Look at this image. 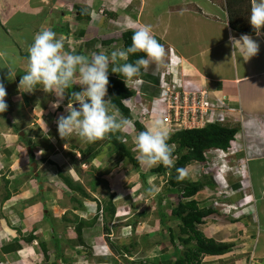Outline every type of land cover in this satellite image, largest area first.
Here are the masks:
<instances>
[{
	"label": "crops",
	"instance_id": "0c3cea01",
	"mask_svg": "<svg viewBox=\"0 0 264 264\" xmlns=\"http://www.w3.org/2000/svg\"><path fill=\"white\" fill-rule=\"evenodd\" d=\"M65 2V0H0V53L3 54L0 56V81L6 88L5 100L8 104V109L0 113V170L3 164L7 168L8 165L15 166L14 169L17 170L15 173L14 169H10V173H7L14 176L12 179L9 178L11 179L9 187L12 186L10 184L20 183L17 185L18 189L21 187L23 191L26 189L28 195H33V192L37 194L38 206L42 207L41 202L45 201L46 209L43 208V217L48 216L47 223L48 221L61 222L64 218L60 216L66 217L68 214L65 218L67 226H64L65 230L61 238L72 239L74 249L64 251L67 255H72L76 261L84 255L78 248L86 243L81 236L83 229L91 227L97 222L98 216L102 217L104 214L103 211L100 212L101 208H104V204L97 195V191L103 188L99 187L96 184L98 182L93 179L96 173L113 171V174L110 173L107 178H104L105 180L99 183L104 185L107 182L118 193V197H115L116 202H111L115 209L110 208L112 209L110 212L108 206H105L104 209L108 210L105 217H107V213L109 216L114 214V218L119 217L117 214L119 211L131 210V206L137 207L139 202L135 201L136 199L134 200L131 195L134 192H137V195L140 194L142 189L139 186L138 173L130 172L128 160H125L126 156L123 152L109 149L111 143L107 138L94 144H87L76 136L62 139L57 133L56 121L64 113L68 114L67 105H65L66 99H71V91H81L78 85L68 89L69 92H66L60 108L55 110L51 107L57 99L54 94L45 93L40 88L33 93H21L18 89L19 81L27 66L28 48L32 44L34 36L41 30L51 29L57 34V38L62 37L66 51L91 56L95 41L86 38L87 32L83 30L81 24L83 19L73 18L69 9L59 13V10H55L56 5H62ZM77 3L78 6L81 5L80 2ZM249 4L251 7L252 0H249ZM173 6L175 9L173 11V41L170 40L172 41L170 43L173 45V54L180 58L179 64H181V67H177L173 78L177 83L186 82L206 91L211 98H217L223 102L229 112H239L243 117L249 116L246 118L249 121V127L246 128L243 138L246 139V134L250 133L251 139L248 141L249 145L246 144L247 142H243L244 146L237 151L235 159L242 161L247 158L246 172L249 171V175L259 176L257 180L261 186H264V142L258 140L261 134L264 135V30L259 36L255 32L248 34L259 43L260 50L256 56L245 62L238 53L232 56L233 46L229 42L230 36L239 39L245 33L231 28L228 14L222 5H218L214 0H176L173 2ZM68 7L70 8V4ZM58 17L60 18L58 19ZM65 17L67 19H64ZM46 21L49 23L48 27L41 28V23H46ZM76 21H78L77 28L70 30L66 26L68 22L76 24ZM167 33L168 30L164 29L161 32L159 30L156 32L155 28L153 35L164 46L163 39L168 38ZM116 64L118 63L110 65L109 73L112 72L111 70ZM7 67L12 68L16 75L14 79L8 78L9 69ZM159 76L156 64H150L147 71L142 70L140 77L143 79L142 91L144 95L150 98L159 95ZM37 108L41 111L40 121L37 122V133H33L34 138L31 141L28 132L32 127V122L29 123V121L34 119ZM18 127H21L22 130L18 131ZM114 135L120 139L116 133ZM237 140L239 139L236 138L235 141ZM35 141H38L39 145H36ZM239 142L241 143V141ZM28 143L32 145V149ZM258 143L263 144L261 150H256ZM246 145L252 146L248 152ZM256 151L258 153H255ZM78 160L79 162L81 160L84 165L77 163ZM236 164H238L237 160ZM34 166L38 173L30 175ZM87 169L90 170L88 173V175L91 173L90 178H87ZM140 169L142 168L140 167ZM25 173L27 176L30 175L29 183L26 179L24 183H21L22 180L19 177ZM131 178L134 182L133 185L127 184ZM139 179L141 180V178ZM200 180L203 185L207 182L203 176ZM231 187L235 193L223 200L226 203H234L241 197L239 184L236 180L231 184ZM261 191H264V187L261 188ZM250 199L252 197L247 196L241 202L249 204ZM213 200H210L207 207H204L211 210L208 213L210 219H206V216V223H203L208 225L204 230L206 233L203 232L204 235L213 238L217 243H233V247L239 245L237 244L238 238H244L245 242L241 243L244 249L240 248V252L257 258L255 248L258 240L263 237L264 226L258 227L254 221H250L242 223L244 230L238 232L241 229L235 228L233 222H227V217L218 213L217 206L213 205ZM55 203L60 205L62 203V207L55 206ZM65 204L70 205L68 210L65 209ZM72 204H75L74 207ZM119 204L121 205L119 206ZM29 205L32 206V203ZM32 208L34 209V206ZM58 208H60L61 214H58ZM138 211L139 209L131 211L130 218H133ZM104 216L103 218H105ZM82 218L84 220H81ZM54 219L55 222H53ZM70 231L72 234L68 236ZM100 231L108 232L105 227H100ZM106 246L110 249L107 241L99 246L97 252L101 249L103 251L99 254L95 252L90 260L91 263L122 264L119 254L112 249L106 252ZM167 249L170 250L168 247ZM263 250L264 247L260 248L261 253L264 252ZM235 251L231 250L227 253ZM123 252L125 253V251ZM225 254L205 255L203 261L205 264H210L208 262L213 261L215 256L221 258Z\"/></svg>",
	"mask_w": 264,
	"mask_h": 264
},
{
	"label": "rangeland",
	"instance_id": "374dc122",
	"mask_svg": "<svg viewBox=\"0 0 264 264\" xmlns=\"http://www.w3.org/2000/svg\"><path fill=\"white\" fill-rule=\"evenodd\" d=\"M66 2L62 5H56L57 7L55 10L60 11L63 10H70L72 13V17L76 19H83L81 22L82 28L84 31L87 32L86 38L95 41V46L92 51V53H99L104 52L105 54H110L112 51L121 49L123 45V38L122 34L127 30H137L139 28H142L146 25L151 26L152 34L159 30L160 32L164 30H168V38L163 39L164 47L166 49V57H165V63L161 66H157L158 73L161 72H173V62L172 65L168 67L170 56H173V53H170V49H173V45L170 43L173 41V11L175 10L173 7V2L176 0H65ZM217 2L218 5H222L225 9L226 14H229V3H231V0H214ZM80 2V6H78V3ZM70 4V8L68 5ZM240 7L243 10H246L248 12V4L247 0L240 1ZM234 9H237L234 8ZM79 12H82L83 15ZM82 15V16H81ZM81 16V18H79ZM93 16V17H92ZM246 16L248 14L246 13ZM67 17V16H66ZM64 19H67V18ZM60 17H58L59 19ZM45 22V20H43ZM67 23L66 26L68 28L74 29L77 28V23ZM229 22V21H228ZM49 24L47 21L46 23H41V28L48 27ZM161 26V27H159ZM81 28V27H79ZM158 29V30H157ZM82 30V29H78ZM172 40V41H170ZM97 41V42H96ZM124 60L118 59L116 61L115 67H119L122 65ZM113 67V68H115ZM170 74V73H169ZM173 76L166 75V80L169 84H173ZM139 86V87H138ZM127 87L130 89L138 88L139 93L141 94V100L144 102L145 106L147 107V110L150 111V105L149 102L152 101V98L144 95L142 91V86H140V82L136 80H131L128 82ZM141 87V88H140ZM176 89H178V84H175ZM160 88V87H159ZM194 90L198 89L197 87L193 86ZM136 91V90H135ZM187 91V90H186ZM194 93V92H193ZM196 95H198L196 93ZM111 98V95H108L105 97V99ZM65 105H68L69 100L66 99ZM212 100V99H210ZM214 101V100H212ZM124 102V103H123ZM122 103L124 106L129 110L128 115L122 114L119 111V115L121 118H127L131 121V124L126 130V133L121 132H115L119 137L122 135H126L127 142L124 143L126 149L130 152L131 157L136 158L137 153L135 151V144L134 139L136 135L140 132L145 130L146 125H151L156 120H162L164 121L166 127H168L172 134L176 131L182 130L185 127L187 128L189 124V120H182L179 119V121L173 120V115L171 116L172 120L169 122H166L164 119L166 116L163 114H160V112L154 111L153 115L150 113L141 114L139 108H133L129 107L130 101L127 99H122ZM219 109L223 110L224 112V120L220 121L223 124H228L232 126H238V132L236 135V138L239 139L237 141L233 140L231 141V144H233L234 147L229 146L226 149V152L232 151H238L239 149H242L244 144L243 142H247L246 144L249 145L248 141L250 138V133L246 134V139L243 138V135L245 133L246 128L249 127V121L246 119L247 117H243L239 112H229L228 108L225 106L220 107ZM37 108L35 110V116L34 119H31L29 121L32 122V127L29 129V139L31 141L33 140V133H37V122L40 121V114L41 111ZM65 115V113H64ZM136 122L139 124H142L144 127L143 129L139 130L138 126L136 125ZM28 123V124H29ZM205 126V125H203ZM202 127V126H201ZM18 131L22 130L21 127H18ZM58 133V129H57ZM114 134V133H113ZM38 136V135H37ZM36 136V137H37ZM264 136V135H263ZM259 137V141L264 142V137ZM35 137V138H36ZM59 137V136H58ZM38 138V137H37ZM235 138V139H236ZM241 141V143L239 142ZM31 143V142H30ZM36 145H39L38 141H35ZM71 143V142H68ZM29 144V143H28ZM173 144V143H170ZM251 144V143H250ZM253 144V143H252ZM262 144V143H261ZM258 143L256 145V150H261V145ZM30 145V144H29ZM27 145V146H29ZM174 145V144H173ZM247 152L248 149H251L252 146H247ZM67 146V144H66ZM30 149H32V145H30ZM109 149L115 150L114 144L109 145ZM215 150V151H214ZM221 148H213V150L208 149L204 151V156L206 158L205 162H196L192 161L186 166L182 167L185 168L188 172V176L181 182L186 183L187 181H196L200 180V178L205 174L211 175L212 178V186H209V184H204L200 191L196 193V195L193 197L197 202V206L200 208L207 207L208 202L215 199H220L222 196H225L223 193H220L221 190H226L224 186L231 185L234 180H238L242 184V189L246 193L247 196H251L252 199H250V202L246 203V207H240L237 209V212L235 214L226 215L227 222L231 221L235 224V228L241 229L243 232V226L242 223H249L250 221H254V224H257L258 227L264 226V191H261V188L264 187L263 185L259 184L260 182L257 180L259 176L255 175H249L250 172L247 171L243 167H239L240 163L236 164V160L231 163L230 165V171L225 172L226 167H222V173L228 174L225 176L227 178L226 181L222 182V185H220V179L216 176L214 173L216 171V168L219 167V163H221V158L224 156V154H217L216 151H221ZM255 153H258L256 151ZM221 156V157H219ZM231 156V155H230ZM229 157V156H228ZM173 158V157H172ZM225 159V158H224ZM234 158H230V160H233ZM83 160V159H82ZM125 160H128L127 164L128 168L130 169V172L138 173V182L139 186L142 189L140 194L137 195V192L132 193L131 197L134 198L135 201H138L139 204L136 206H131V210L127 211H119L117 214L119 217L114 218V214L107 213V217H105V213L108 212L107 209H104L105 206H108V208L115 207L111 204V202L115 203V197H118L117 190L114 191L112 185H108L107 182L99 183L100 181L105 180L104 178H107L109 174H113V171H108V173H100L97 172L95 177L93 178L95 182L99 187L103 188L102 190H98V197L100 198V201L104 204V208L100 210V212H104L103 216L105 218L98 216L97 222L91 225V227L83 229V235L82 240H84L86 243L82 244V246L78 247L80 249V252H83L84 255L80 257V261L74 260L72 258V255L68 257L69 255L66 254V251L69 249H74L73 245L66 241V239H61L59 235L63 233L65 230L64 226H67V222H65V218L60 216L61 218H64V220L58 221L57 223H52L50 221H47L48 216L43 217V208L46 209L45 201H42V207L38 206L39 200H37L35 194L33 192V195L26 192L27 190L23 191L22 187L18 189L17 185L20 183H14L10 184L12 186L9 187V183H11V179L14 177L12 174H7L10 169H14L15 166L8 165L9 167L2 165L1 172H0V264H95L94 262L91 263L90 260L93 257V254L97 252V250L100 248L99 246L105 241L107 243L111 244L113 243L118 248L122 249L123 246H129V253H126V255L123 253L119 254V258H121L122 264H130L129 260H135V262L138 263V261L145 259L148 263H153L156 261H165L167 258L170 257V250L172 249L171 244L167 241L166 236V229L165 226H173L175 227L178 223L177 220H170L169 218L165 220V225L162 226L159 221V207L157 205L156 201V195L161 194L165 188L169 186L168 180L171 178V170H167L165 173H158V172H151L149 170H144L143 168L140 169V171L136 170L132 163L129 161V158L126 156ZM173 160H175L173 158ZM227 162H229V159H227ZM77 163H82L81 160ZM84 165V163H82ZM215 166V167H214ZM82 167V166H80ZM36 166L31 170L32 174H37L36 172ZM17 170L14 169V173ZM89 169H87L86 174L88 175ZM146 174L145 181L140 180L141 178L139 175L141 173ZM238 172H243V174H239ZM10 173V172H9ZM233 173L239 174V179L232 177ZM25 173L22 174L21 177H19L22 181L21 183H24V180L28 182V177L30 176ZM91 175V173H90ZM90 175L87 176V178H90ZM246 176V177H242ZM11 178V179H9ZM36 178V177H34ZM29 183V182H28ZM35 183V182H34ZM129 185H133V179H130V182L127 183ZM30 185V184H29ZM211 185V184H210ZM142 186V187H141ZM16 187V188H15ZM155 189L154 194H149L147 191L149 188ZM26 188L28 186L26 185ZM207 188V190H206ZM35 189V188H34ZM234 190L226 193H233ZM126 193V192H125ZM120 194V193H119ZM130 194V193H127ZM163 194V193H162ZM129 196V195H127ZM130 197V196H129ZM137 197V198H136ZM120 199V196H119ZM183 200H188V198H184ZM110 205H109V202ZM7 202V203H6ZM66 202V201H65ZM101 202H99L101 204ZM29 203H32V206L29 205ZM107 203V204H106ZM167 203H173L176 205L177 200L176 196L174 195H165L163 197V200L160 204V209L164 207L163 210L166 209L167 214H169V206ZM242 203V202H241ZM106 204V205H105ZM29 205V207H27ZM55 206L62 207V203L54 204ZM75 204H72L74 207ZM121 204H119L120 206ZM165 205V206H164ZM34 206V209L32 208ZM68 206L65 204V209L68 208ZM203 206V207H202ZM100 207V206H99ZM221 206H218V210H220ZM248 207V209H247ZM42 208V209H41ZM120 208V207H119ZM139 209L138 213L134 215L133 218H130L131 211H136ZM59 212L58 214H61L60 208H58ZM68 210V209H67ZM112 209H110V212ZM122 210V209H121ZM242 210H248L252 212L248 216L241 215L243 212ZM65 211V210H64ZM115 212V211H114ZM219 214H222L218 211ZM95 216V215H94ZM97 216V215H96ZM95 216V217H96ZM222 217V216H221ZM68 219V218H67ZM206 219H210L209 215H207ZM81 220H84L83 218ZM131 220H136L135 225H132ZM56 220L54 219L53 222ZM131 221V222H130ZM236 221V222H235ZM262 221V222H261ZM226 222V223H227ZM239 222V223H238ZM203 223H206L204 221ZM225 223V222H223ZM107 227L108 232L103 231V234L100 231V227ZM208 225H199L198 228L203 232L206 233L205 228ZM88 227V226H86ZM85 228V227H84ZM208 228V227H207ZM244 230V229H243ZM247 231V230H246ZM237 232V230H236ZM28 233L34 234L36 236L35 239L28 242L25 240H22V237L25 236ZM108 233V234H106ZM65 234V232H64ZM72 234V231H70V236ZM263 234V235H262ZM261 237L257 242V247L255 248V253L257 255V258L255 256L253 257L250 254H246L244 252H240L243 248V245L241 246V243L245 242L244 238H238L237 244L235 247H233V243L230 245V250H236L232 253H226L223 257L219 258L215 256V259H212L213 261H209L210 264H264V252H260V248L264 247V233H262ZM242 236V235H241ZM55 238V239H54ZM72 238H74L72 236ZM20 240V245L18 242ZM17 241V242H16ZM83 241V242H84ZM45 243L46 251L43 252L42 248H40V244ZM63 243L68 244V246H65ZM18 245V247H14L15 249H12L13 245ZM63 244V245H62ZM6 246V247H3ZM170 248L169 249H167ZM104 248V247H103ZM22 249V250H20ZM66 250V251H64ZM103 251L97 252L96 254H99ZM106 252H109L110 249H106ZM164 251H167L164 253ZM264 251V250H263ZM249 253V251H246ZM81 253V254H83ZM163 253V254H162ZM80 254V255H81ZM68 257V259H67ZM208 257V256H207ZM58 258H60L58 262ZM253 259V260H252ZM82 260V261H81Z\"/></svg>",
	"mask_w": 264,
	"mask_h": 264
},
{
	"label": "clouds",
	"instance_id": "9594fccd",
	"mask_svg": "<svg viewBox=\"0 0 264 264\" xmlns=\"http://www.w3.org/2000/svg\"><path fill=\"white\" fill-rule=\"evenodd\" d=\"M248 19L256 35L259 36L264 30V0H252ZM229 42L233 46L232 56L238 53L239 57H242L245 62L256 56L260 50L259 43L248 34L242 35L239 39L230 36ZM138 52L145 53L146 58L142 57L136 60L135 63H124L111 70L123 77L126 86L133 78L137 76L133 80L141 78L142 70L147 71L150 64L161 66L165 63L166 49L152 34L151 26L146 25L135 30L132 36V44L126 49L114 50L110 55L104 52L92 53L91 56L66 51L64 39L62 37L57 38V34L51 29H44L34 36L33 42L28 48L27 66L19 81L18 89L21 93H33L40 88L45 93L54 94L57 99L52 103L51 107L55 110L60 108L66 92H69L68 89L78 85L81 91L70 92L71 99L66 108L68 114L59 116L56 121L58 133L62 139L76 136L84 143L94 144L99 140L105 139L111 133H126L127 128L131 124L129 119L120 117L116 105L111 103V98L106 100L105 97L108 95L110 65L115 64L118 59L127 61L129 55ZM2 55L0 53V56ZM179 59L177 62L173 60L174 72H169L171 75L177 72V67H181ZM170 62L169 60L168 67ZM7 68L9 69L8 78L10 80L14 79L16 75L12 68ZM133 91V95L125 99L128 100V98L134 96L135 89ZM6 95L4 83L0 81V113L8 109V104L5 100ZM171 135V130L166 127L162 120H156L151 125H146L145 130L140 131L136 135L134 139L135 151L141 168L147 171L158 164L165 166L174 164L172 154L175 151V145L168 142ZM120 140L122 143L127 142L126 135L120 136ZM233 140H235V137ZM229 146L234 147L231 143ZM221 151L226 152V149ZM226 153L222 156L221 163L218 164L219 167L216 168L215 172L220 173L222 167L227 168L225 172L230 171L229 163L237 160L235 159L237 151L231 154L230 152ZM217 154L220 155L221 153L217 152ZM230 158L234 159L230 161ZM227 159H229V162H227ZM238 163H241V160H238ZM246 166L245 164L243 168L245 169ZM177 171L176 179L178 181H183L188 176L185 168L177 169ZM238 173L243 174V172ZM239 174L233 173L232 177L239 179ZM217 177L220 179V185L227 180L225 176ZM236 181L239 184V192H241V197L238 200L234 203L223 201L235 192L225 193V196H222L219 200L216 199L220 202L214 206L222 207H220V210L217 208V211L222 213V215L235 214L237 209L242 207V199L247 198L246 193L242 189L241 180ZM224 187L232 189L231 185ZM147 191L149 194L155 193V189L151 187ZM227 204H232L235 207H231L228 212L224 211L223 207ZM242 212L241 215L246 216L252 213L248 210H242ZM206 216L203 218V222ZM106 247L108 250V246ZM229 251L231 250L229 249ZM126 253L128 252L124 254L126 255Z\"/></svg>",
	"mask_w": 264,
	"mask_h": 264
},
{
	"label": "trees",
	"instance_id": "16d2710c",
	"mask_svg": "<svg viewBox=\"0 0 264 264\" xmlns=\"http://www.w3.org/2000/svg\"><path fill=\"white\" fill-rule=\"evenodd\" d=\"M240 1L242 0H231V3H229V8L231 7L228 14L229 24L232 29L238 32L252 34L255 30L251 26L248 19L251 12L249 0H247L248 12L240 7ZM236 7L237 9H234ZM80 13L83 15L82 12ZM246 13L248 16H246ZM133 34L134 30H127L122 34L123 45L121 49H126L131 46ZM142 57L146 58V54L143 52L131 54L129 55L128 60L124 61L123 64L135 63L136 60ZM108 93L111 95V103L116 105V108L120 111V113L128 115L129 110L122 103V99L133 95L134 91L126 86V83L120 74L114 72L109 73ZM136 125L139 130L143 129L142 124L136 122ZM237 132L238 126L214 121L200 128L182 129L171 135L168 142L175 145V151L172 154V157L175 159L174 164L172 166L158 164L149 170L151 172L158 173H165L168 169L171 170V178L168 180L169 186L164 189L162 192L163 194L161 193L156 195V201L159 207L160 224L164 226L165 220L168 218L170 220L174 219L178 221L175 227L165 226V229L167 230L166 239L172 247L170 252L171 254L165 261L148 263L145 259H143L137 263L135 260H129L128 262L130 264H205L203 261V257L205 255H222L229 251L231 244L226 242L217 243L213 238H209L204 235L203 231L198 228V226L203 223V218L211 211L209 208L198 207V202L193 198L203 186V182H201V180H196L184 183L178 181L176 177L178 175L177 169L186 166L190 162H205V150L211 148L227 149ZM106 138L110 141V143L114 144L115 150L123 152V154L129 158L133 167L140 171L137 158L131 157L130 152L126 149L124 143H122L119 138H117L113 133L109 134ZM210 176L211 175L207 174L203 175V177L207 180L206 184L212 186V177ZM140 177L142 181H145L146 174L142 172ZM172 193L176 196L177 203L176 205L173 203L166 204V207L168 205V208L170 209V213L167 214L166 209L163 210L164 207L160 209V204L166 194L169 195ZM184 198H188V200H183ZM131 221L130 222L134 226L136 220ZM77 228L79 229L80 227L78 226ZM105 228L108 231L106 226ZM62 236L63 233L59 235V237ZM35 238L36 236H34V234L28 233L22 237V240L30 242ZM61 239L63 240L64 238ZM66 241L71 243L72 239H66ZM17 243L20 245V240H18ZM63 244L68 246V244ZM71 244L73 245V242ZM3 247L6 246L3 245ZM14 247L16 248L18 245H13L12 249H15ZM110 247L117 254L122 253V251L128 253L130 252L129 246H123L122 249H120L111 243ZM40 248H42L43 252L47 250L45 243H41ZM59 259L60 258L57 259L58 262L61 261Z\"/></svg>",
	"mask_w": 264,
	"mask_h": 264
},
{
	"label": "built area",
	"instance_id": "2783aa9c",
	"mask_svg": "<svg viewBox=\"0 0 264 264\" xmlns=\"http://www.w3.org/2000/svg\"><path fill=\"white\" fill-rule=\"evenodd\" d=\"M170 53H173V49H170ZM171 57L170 66L172 65L173 60L174 62H177L178 60V57L174 54ZM159 75L160 92L158 96L152 98V101L149 102V105L151 106L150 111L147 110V107L141 100V94L139 93L140 90L138 91V88H134L136 90L134 96L128 98L130 101L129 107L141 109V114L150 113L153 115L154 111L157 110V112H160V114L166 116L164 119L166 122L172 120V115L173 120L175 121H179V119H188L190 125L184 129L200 128L207 123L224 120V112L223 110L219 109L222 106L225 107L223 102L219 101L217 98H211L204 90L196 89L195 91L193 86H191L189 83H177L175 79H173V84H169L166 80V75H170L169 72L163 71L159 73ZM137 81H139L140 86H142L143 79L138 78ZM175 84H178V89H176ZM196 93L198 95H196ZM216 152L227 154L224 151ZM234 152L235 151H232L231 153ZM247 160V158H244V160L241 161L240 166L243 167ZM228 190L232 191V189L229 188L225 191L221 190L220 193L225 194L228 192ZM218 203V200H213V205H217ZM231 207L235 206L232 204L224 205L223 210L228 212Z\"/></svg>",
	"mask_w": 264,
	"mask_h": 264
},
{
	"label": "bare ground",
	"instance_id": "6f19581e",
	"mask_svg": "<svg viewBox=\"0 0 264 264\" xmlns=\"http://www.w3.org/2000/svg\"><path fill=\"white\" fill-rule=\"evenodd\" d=\"M225 171H226V169H225ZM214 173H215L217 176H219V177L226 176V174L224 175L225 172L222 173V169L220 170V173H217V172H214ZM249 196H250V195H249ZM238 204H239V203H238ZM245 204H246V203H243V204L241 203L242 207H245Z\"/></svg>",
	"mask_w": 264,
	"mask_h": 264
}]
</instances>
